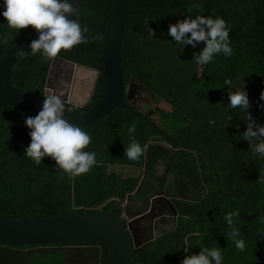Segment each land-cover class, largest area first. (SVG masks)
I'll list each match as a JSON object with an SVG mask.
<instances>
[{"label":"trees","instance_id":"16d2710c","mask_svg":"<svg viewBox=\"0 0 264 264\" xmlns=\"http://www.w3.org/2000/svg\"><path fill=\"white\" fill-rule=\"evenodd\" d=\"M111 3L84 0L77 19L89 28L85 35L100 33L103 39H90L57 56L99 71L85 108L100 102L106 90L102 52ZM197 15L227 22L231 56L221 53L199 65L194 56L203 42L184 47L167 35L169 24ZM37 35L31 26L19 32L9 28L0 16V60L15 44ZM52 60L39 53L23 56L14 66L13 86L44 96ZM122 65L126 85L135 77L157 95L148 104L153 115L147 118L128 104L129 109H116L84 128L91 134L86 150L95 151L97 163L82 175L71 177L50 157L36 164L24 156L30 144L24 120L31 115L15 107L0 108V215L33 220L112 211L119 216L116 201L133 191L140 178L123 177L108 166H146L152 171L161 164L164 175L159 187L172 191L176 227L132 249L133 264H181L185 247L193 254L205 247L220 248L222 264H264V157L253 155L249 142L242 139L246 113L228 106V92L245 87L251 115L264 126V110L257 107L264 103L259 99L264 90V0H132ZM226 79L232 81L230 86ZM133 123V135L143 148L137 161L124 155ZM152 186L146 179L141 190ZM237 210L239 238L246 245L243 251L236 248L224 220ZM88 244L101 247V264H107V249ZM44 258L41 264H68L60 252Z\"/></svg>","mask_w":264,"mask_h":264},{"label":"water","instance_id":"95a60500","mask_svg":"<svg viewBox=\"0 0 264 264\" xmlns=\"http://www.w3.org/2000/svg\"><path fill=\"white\" fill-rule=\"evenodd\" d=\"M83 1L73 0V4L79 13ZM131 1L112 0L105 28L102 52L106 90L104 97L96 105L85 108L92 98L99 71L59 57L53 58L48 71L44 96L48 95L47 91L58 95L56 93L58 82L66 75H68V79L73 75L78 76L79 74H91L93 76V88L86 99L75 100L69 93L63 96L58 95L65 104L64 118L69 123L86 128L103 120L116 109H129L128 104L139 111L135 98L136 89L150 95L151 99L157 97L155 93L135 77L129 79L128 85L125 84L122 45L130 16ZM78 16L73 15L69 19L75 20ZM37 38L38 35L15 44L1 58L0 108H19L33 117L41 110L44 96L27 92L12 84L14 66L20 58L31 53L29 45L32 40ZM144 101L148 105L149 100L145 99ZM66 104L72 107H68ZM141 113L150 118L153 112ZM109 167L111 168V165ZM138 190L137 188L136 191ZM122 203L123 200L116 201L118 206ZM169 206L174 225L163 229L160 233L150 238L144 233H141L138 237L137 231L133 230L132 225L138 224L143 219L141 214H139V219L136 220L128 216L129 221L127 224L122 216H118L112 211L99 213L83 212L33 220H10L0 215V264H20L21 260L24 261L23 252L13 248L29 245L39 246L35 250H38L41 255L61 252L68 264H101V247L82 245L88 243L102 244L107 249L109 256L107 264H133L132 249H139L176 227L178 212L171 201H169ZM127 233L130 234L131 241ZM62 242L75 243L77 245L52 246ZM35 250L26 251L25 254H31Z\"/></svg>","mask_w":264,"mask_h":264},{"label":"clouds","instance_id":"9594fccd","mask_svg":"<svg viewBox=\"0 0 264 264\" xmlns=\"http://www.w3.org/2000/svg\"><path fill=\"white\" fill-rule=\"evenodd\" d=\"M0 16L6 21L9 28L19 32L29 26L38 33V38L32 40L29 47L31 53H39L46 59L57 57L61 50H69L79 44H87L91 40L103 39L97 33L89 37V28L82 26L78 19L70 20V16H78L73 0H0ZM230 28L221 17H205L197 15L186 17L175 24H169L167 35L171 36L175 44L193 48L200 42L204 43L194 60L199 65H206L223 53L231 56L232 47L229 37ZM150 35L154 32L150 30ZM231 85L230 79L225 80ZM229 107L246 113L247 130L242 139L249 142L253 155L264 157V126L258 125L253 119L250 109L252 105L248 99L245 87L240 91L228 92ZM260 101H264V90L261 91ZM264 110V103L257 105ZM65 104L58 95L44 96L41 110L37 115L27 116L24 120L29 129L30 144L24 149V156L34 163L41 164L45 157L55 161L59 169L71 177L88 172L96 163V153L86 150L91 143V134L82 126L69 123L64 118ZM136 126L133 123L128 128L130 143L125 147L124 155L130 161H137L143 155L141 144L135 139ZM239 211L229 212L224 220L231 229L229 236L240 251L245 249V241L240 237V229L236 222ZM191 248L185 247L186 253L181 264H222L220 248H201L198 254H193Z\"/></svg>","mask_w":264,"mask_h":264},{"label":"flooded vegetation","instance_id":"af4514ba","mask_svg":"<svg viewBox=\"0 0 264 264\" xmlns=\"http://www.w3.org/2000/svg\"><path fill=\"white\" fill-rule=\"evenodd\" d=\"M92 88H93V76L91 74L88 75L79 74L78 76L73 75L69 77V79H68V75H66L63 79H61V81L58 82L56 93L60 96L69 93V95H71L73 99L81 101L86 99V97L92 91ZM145 99L146 98H143L142 101H144ZM139 111L145 112L140 107H139ZM119 168H121V166L114 168L115 170L113 171L119 174L121 172L116 171V169ZM136 170L139 172L138 175H134V176L128 175V176L139 177L140 178L139 183L137 184V186L134 188L133 191H129L127 194L124 195L123 198L118 200V201L123 200V203L120 206L117 205V208L120 209L119 216L123 217V220L125 221L126 224L129 221L128 216H130L131 219L136 220L139 219V214H141V216H143V219L139 221L140 224L138 222V224L132 225L133 230L137 231L138 237L141 235V233H144L146 236L150 238L153 235H157L158 233H160L163 229L167 228L169 226V222H173L169 201L172 202L174 196L171 194L172 192L171 190L169 191L167 189H162V191L160 190L159 187L160 176L158 175L156 167H154L152 171H148L145 168L144 169L137 168ZM121 175L123 177H128V176H124L123 174ZM146 179L152 181L153 186L146 191H142L141 187ZM137 188L139 189L138 191H136ZM163 221H165V223ZM127 234L129 240L131 241L130 234L129 233ZM62 243L65 244L60 245V243H58L56 245L53 244L52 246H59V247L75 246L74 244L72 245L71 243L68 242H62ZM82 245L99 246V245H91V244H82ZM38 248L39 246L29 245V246L13 248V249L23 252L22 256L24 261L21 260L20 264H41V262H45L46 259L44 258L45 254L41 255V253L38 250H35ZM33 249L35 250L33 253L25 254L26 251H30Z\"/></svg>","mask_w":264,"mask_h":264},{"label":"rangeland","instance_id":"374dc122","mask_svg":"<svg viewBox=\"0 0 264 264\" xmlns=\"http://www.w3.org/2000/svg\"><path fill=\"white\" fill-rule=\"evenodd\" d=\"M47 94L50 95L51 92L47 91ZM135 98H136V104H137L138 107H140L143 111H145L147 113L152 112L149 109V107L147 106V102L142 101L143 98H146V99L149 100V103H150V100H151V96L150 95H148V94H146L144 92H140L139 89H136ZM152 115H153V113H152ZM165 127H166V125H165ZM156 170H157L159 176H163L164 168L162 167V165L157 166ZM116 171L117 172H121L124 176H128V175H133L134 176V175H138L139 174V172L136 169H129V168H119V169H116ZM169 180L171 182L172 181V177H169ZM172 226H173V222H169V226L168 227H172Z\"/></svg>","mask_w":264,"mask_h":264},{"label":"crops","instance_id":"0c3cea01","mask_svg":"<svg viewBox=\"0 0 264 264\" xmlns=\"http://www.w3.org/2000/svg\"><path fill=\"white\" fill-rule=\"evenodd\" d=\"M146 149H147V147H146ZM159 165H161V164H158L157 166H159ZM157 166H155V167H157ZM117 167H119V166H112L111 165V168L108 166V168H109V170L110 171H113V170H115L114 168H117ZM163 167V166H162ZM121 168H126V167H123V166H121ZM144 168L146 169V166H144ZM144 168H142V169H144ZM130 169V168H129ZM141 169V168H140ZM147 170V169H146ZM119 174H122V173H119ZM163 175H164V173H163ZM161 177H163V176H160V178ZM171 177V176H170ZM172 182V181H171ZM136 192V191H135Z\"/></svg>","mask_w":264,"mask_h":264},{"label":"bare ground","instance_id":"6f19581e","mask_svg":"<svg viewBox=\"0 0 264 264\" xmlns=\"http://www.w3.org/2000/svg\"><path fill=\"white\" fill-rule=\"evenodd\" d=\"M101 212V211H100Z\"/></svg>","mask_w":264,"mask_h":264}]
</instances>
